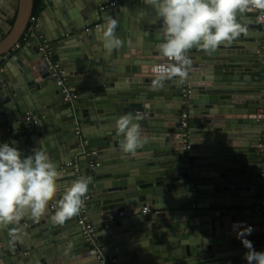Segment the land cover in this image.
<instances>
[{
    "label": "water",
    "instance_id": "obj_1",
    "mask_svg": "<svg viewBox=\"0 0 264 264\" xmlns=\"http://www.w3.org/2000/svg\"><path fill=\"white\" fill-rule=\"evenodd\" d=\"M109 1L44 0L37 19L35 0H0V143L25 155L41 146L61 173L44 215L0 229V264H100L78 215L63 225L50 220L64 186L80 176L91 181L84 214L107 264H247L233 225L252 226L247 239L260 243L258 13L240 17L248 30L230 44L186 52L191 93L184 104L180 77L153 86V64L173 63L159 53L164 33L154 10L144 0L100 7ZM110 18L122 45L108 55L98 29ZM43 40L54 51L49 60ZM50 62L63 65L76 101L65 102ZM186 110L189 126L182 128ZM127 113L146 139L134 154L121 151L115 129Z\"/></svg>",
    "mask_w": 264,
    "mask_h": 264
},
{
    "label": "clouds",
    "instance_id": "obj_2",
    "mask_svg": "<svg viewBox=\"0 0 264 264\" xmlns=\"http://www.w3.org/2000/svg\"><path fill=\"white\" fill-rule=\"evenodd\" d=\"M144 3L151 6L161 23L164 38L159 53L173 61L153 64L154 87L162 86L171 77L187 78L191 63L186 56L189 49L198 47L211 53L245 33L248 25L240 17L247 11L257 10L256 21L264 23V0H144ZM117 26L118 21L110 18L98 29L108 55L122 45L116 34ZM115 129L123 137L120 143L123 153L134 154L146 143L141 125L132 113L119 116ZM60 175L45 148L40 146L25 155L13 143H0V229L18 225L28 214L33 219L44 215L48 202L59 190ZM90 183L87 177L80 176L64 186L50 217L53 224L63 225L80 212ZM241 224L236 222L233 227L247 249L245 261L264 264V250L255 249L247 239L254 229L250 225L238 226Z\"/></svg>",
    "mask_w": 264,
    "mask_h": 264
},
{
    "label": "built area",
    "instance_id": "obj_3",
    "mask_svg": "<svg viewBox=\"0 0 264 264\" xmlns=\"http://www.w3.org/2000/svg\"><path fill=\"white\" fill-rule=\"evenodd\" d=\"M119 0H111L107 3L100 4V7H108L109 5H114L117 3ZM258 13L257 10H252ZM259 14V13H258ZM36 22V20H35ZM258 23V22H257ZM258 31L261 32V41H260V46H259V53L262 55L263 58V63H264V23H258ZM37 26L36 23H33L30 26V31H28L24 36L23 40L26 43H29L28 39L31 33V30H33ZM23 44V43H22ZM40 50L44 52V57L46 60H49V58L53 55V48L51 47V42L49 40H43L40 44ZM186 56L189 58L188 54ZM50 69L54 70V77L57 80V84L59 86L63 87V92H64V100L67 103L74 102L78 99L79 93L75 90V88L69 86L67 84L68 82V77L65 68L63 65L59 62H50ZM189 67V66H188ZM187 67V71H188ZM262 91H263V104L261 107V110L259 112L261 116V120L263 121V127L262 131L260 134V137L258 139L259 142V152L261 154V159H262V171H261V180L264 181V80H263V86H262ZM191 93V89L189 86V73L187 78L183 79V96H184V104H188V95ZM33 117V114L28 113L27 119L31 120ZM189 126V112L188 110L184 111L182 113V120H181V127L182 128H188ZM77 134H81V130L78 128L77 129ZM187 135V134H186ZM0 136H1V127H0ZM89 141L87 139H83L81 142L82 145H87ZM188 147V146H187ZM92 154H95V151L87 150L86 155L87 156H92ZM73 165L75 168H79L78 163H69V165ZM95 164L94 162L90 163V167H94ZM89 197L85 196L83 198V204L81 207L80 212L77 214L79 216L78 222L80 225L83 227V234L85 235L87 241L89 242L91 248L93 249L94 253L97 255V258L100 262V264H107L108 263V258L105 254V248L99 245L98 238H97V232H96V226L93 222H91L88 218L89 215H85V205L86 201ZM261 198H262V203H261V214H262V219L260 221V233L262 234V237L260 239V243L256 245L254 248L257 250H264V189L261 193ZM56 206V201L53 204V207ZM146 212V211H145ZM144 212V213H145Z\"/></svg>",
    "mask_w": 264,
    "mask_h": 264
},
{
    "label": "crops",
    "instance_id": "obj_4",
    "mask_svg": "<svg viewBox=\"0 0 264 264\" xmlns=\"http://www.w3.org/2000/svg\"><path fill=\"white\" fill-rule=\"evenodd\" d=\"M56 2V1H55ZM43 5V6H42ZM45 3H44V0H42V3H40L39 5H37V15H35V17L38 19L40 17V14L42 11H44L45 9ZM252 11V10H251ZM46 12V11H45ZM47 13V12H46ZM35 18V20H36ZM13 23V22H12ZM30 31V30H29ZM258 32V31H257ZM256 32V33H257ZM258 53H259V50H258ZM261 108L259 109V112H260ZM31 114H33L32 112H30ZM258 131H260V129H258ZM56 207V206H55ZM258 224L260 225V221L258 222ZM260 236H261V233H260ZM262 237V236H261ZM258 239H261V238H258ZM257 242V240H256ZM91 259V258H88V260Z\"/></svg>",
    "mask_w": 264,
    "mask_h": 264
},
{
    "label": "trees",
    "instance_id": "obj_5",
    "mask_svg": "<svg viewBox=\"0 0 264 264\" xmlns=\"http://www.w3.org/2000/svg\"><path fill=\"white\" fill-rule=\"evenodd\" d=\"M40 3H42V0H35V9H34V14L37 15V5H39ZM43 6V5H42ZM22 45V43H21Z\"/></svg>",
    "mask_w": 264,
    "mask_h": 264
},
{
    "label": "rangeland",
    "instance_id": "obj_6",
    "mask_svg": "<svg viewBox=\"0 0 264 264\" xmlns=\"http://www.w3.org/2000/svg\"><path fill=\"white\" fill-rule=\"evenodd\" d=\"M21 41H22L21 43L25 44V42H24V40H23V39H22Z\"/></svg>",
    "mask_w": 264,
    "mask_h": 264
}]
</instances>
